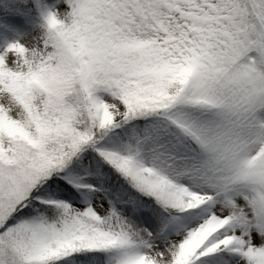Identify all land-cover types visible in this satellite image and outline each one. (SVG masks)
Listing matches in <instances>:
<instances>
[{"label":"snow or ice","instance_id":"obj_1","mask_svg":"<svg viewBox=\"0 0 264 264\" xmlns=\"http://www.w3.org/2000/svg\"><path fill=\"white\" fill-rule=\"evenodd\" d=\"M0 264H264V0H0Z\"/></svg>","mask_w":264,"mask_h":264}]
</instances>
